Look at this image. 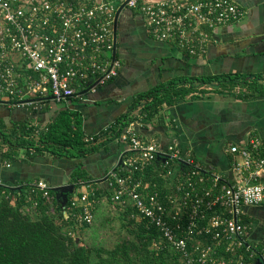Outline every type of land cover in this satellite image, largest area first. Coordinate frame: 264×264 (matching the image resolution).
Returning <instances> with one entry per match:
<instances>
[{
  "label": "built area",
  "instance_id": "built-area-1",
  "mask_svg": "<svg viewBox=\"0 0 264 264\" xmlns=\"http://www.w3.org/2000/svg\"><path fill=\"white\" fill-rule=\"evenodd\" d=\"M121 5L144 19L155 40L193 56L206 51L215 28L243 16L233 0H0V102L36 108L47 96L79 98L112 80L121 67L113 56L114 19ZM139 124L129 123L120 134L129 146L122 165L127 173L112 169L106 174L103 183L112 189L111 200L129 197L137 214L159 233L153 246L172 248L181 264H254V259L264 264L241 218L245 207H264V139L253 135L226 146L234 174L228 179L176 143L162 149L144 140ZM157 158L166 171L159 176L174 173L163 193L133 174ZM77 183L70 207L81 209L80 222L90 223L93 187ZM31 185L49 197L45 180Z\"/></svg>",
  "mask_w": 264,
  "mask_h": 264
},
{
  "label": "crops",
  "instance_id": "crops-1",
  "mask_svg": "<svg viewBox=\"0 0 264 264\" xmlns=\"http://www.w3.org/2000/svg\"><path fill=\"white\" fill-rule=\"evenodd\" d=\"M233 1L243 9L242 18L215 28L206 51L195 56L153 39L139 14L130 9L121 12L116 31V57L121 67L111 82L82 94L73 103L50 96L39 99L36 108L0 102V119L8 127L13 122L29 120L45 123L59 109L68 107L80 112L84 133L93 135L125 112L136 93L174 77L228 72L264 77V0ZM158 116L136 126L141 138L158 143L162 149L176 143L205 168L221 172L228 179L234 178V174L226 146L241 144L253 135L264 139V95L240 100L210 93L171 106L162 105ZM128 149V144L120 139L80 159H53L47 153L29 157L25 149H19L6 162L0 154V182L20 187L25 181L42 179L51 188L63 186L80 163L103 186L106 172L116 166L124 168ZM161 161L155 160V168L157 172H166ZM173 179L174 173L164 178L166 189ZM241 218L248 224L247 239L264 256V207H245ZM254 264H258L257 260Z\"/></svg>",
  "mask_w": 264,
  "mask_h": 264
},
{
  "label": "trees",
  "instance_id": "trees-1",
  "mask_svg": "<svg viewBox=\"0 0 264 264\" xmlns=\"http://www.w3.org/2000/svg\"><path fill=\"white\" fill-rule=\"evenodd\" d=\"M210 93L240 100L254 99L264 95V77L237 72L174 77L136 93L125 112L93 135L84 133L80 112L68 107L59 109L45 123L29 120L13 122L8 127L0 119L1 158L6 162L14 152L25 149L29 157L47 153L53 159H80L119 140L129 123L145 124L160 117L162 105L171 106ZM67 99L73 103L78 98ZM154 162L142 172L136 170L133 174L135 178L154 182L163 193L166 191L165 180L159 176ZM114 170L122 175L127 173L121 166ZM36 180L25 181L20 187L0 182V264H181L172 248L151 246L159 239V233L137 214L130 198L112 201L111 187L99 186L80 163L69 175L68 184L74 187L66 193L65 202L50 185L49 197H43L31 185ZM78 180L93 187L95 202L90 223L78 220L80 208L70 207L73 192L80 189ZM104 198L118 211L104 214L105 204L100 201ZM132 224L134 229L130 228ZM122 228L126 229L125 235ZM131 232L134 237L128 236Z\"/></svg>",
  "mask_w": 264,
  "mask_h": 264
},
{
  "label": "water",
  "instance_id": "water-1",
  "mask_svg": "<svg viewBox=\"0 0 264 264\" xmlns=\"http://www.w3.org/2000/svg\"><path fill=\"white\" fill-rule=\"evenodd\" d=\"M122 10H124V5H121L120 8L116 11L115 14V19H114V39H115V43H114V49H113V56L116 53V31H117V22H118V18L120 13L122 12ZM88 89H85L84 92H86ZM74 185L73 184H65L63 186H58V187H54V191L57 192V196H62L63 197V201L65 202V198H66V193L67 192H71L73 190ZM62 202V203H64ZM258 264H261V262L259 260H257Z\"/></svg>",
  "mask_w": 264,
  "mask_h": 264
},
{
  "label": "rangeland",
  "instance_id": "rangeland-1",
  "mask_svg": "<svg viewBox=\"0 0 264 264\" xmlns=\"http://www.w3.org/2000/svg\"><path fill=\"white\" fill-rule=\"evenodd\" d=\"M125 10H128L127 8H125L124 10H122V13H123V11H125ZM121 62V61H120ZM175 165H176V163H174L173 164V166L175 167ZM62 197V196H61ZM62 200H63V198H62ZM61 200V201H62ZM97 201V200H96ZM100 201H102V202H104V204H105V209H103V211H104V214L106 213V214H109V212L111 211V214H113L114 212H117L118 210H115L114 209V206H111V204L108 202V200H106L105 198L104 199H101ZM114 205V204H113ZM106 210V211H105ZM110 215V214H109ZM136 220V219H135ZM136 221H138V220H136ZM130 228L131 229H134L135 228V226H134V224H132V225H130ZM122 234L123 235H125L127 232H126V229L125 228H122ZM132 234V235H131ZM128 236H130V237H134V234H133V232H131V233H128ZM78 238H80V237H78ZM77 240H79V239H77ZM151 246H153V244H151Z\"/></svg>",
  "mask_w": 264,
  "mask_h": 264
}]
</instances>
